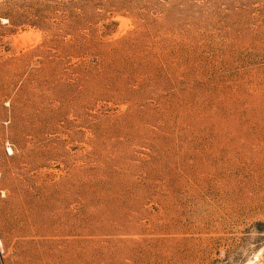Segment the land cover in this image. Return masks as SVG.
Returning <instances> with one entry per match:
<instances>
[{"label":"rangeland","instance_id":"rangeland-1","mask_svg":"<svg viewBox=\"0 0 264 264\" xmlns=\"http://www.w3.org/2000/svg\"><path fill=\"white\" fill-rule=\"evenodd\" d=\"M0 264H264V0H0Z\"/></svg>","mask_w":264,"mask_h":264}]
</instances>
